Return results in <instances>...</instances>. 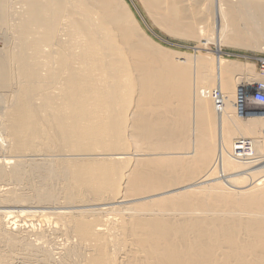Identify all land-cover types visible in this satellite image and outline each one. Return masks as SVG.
<instances>
[{
	"label": "bare ground",
	"instance_id": "1",
	"mask_svg": "<svg viewBox=\"0 0 264 264\" xmlns=\"http://www.w3.org/2000/svg\"><path fill=\"white\" fill-rule=\"evenodd\" d=\"M155 29L256 51L264 0H0V264H264L253 71Z\"/></svg>",
	"mask_w": 264,
	"mask_h": 264
},
{
	"label": "rangeland",
	"instance_id": "2",
	"mask_svg": "<svg viewBox=\"0 0 264 264\" xmlns=\"http://www.w3.org/2000/svg\"><path fill=\"white\" fill-rule=\"evenodd\" d=\"M11 23V22H10ZM207 25L210 27L211 26V22L209 21V22H207ZM155 33H156V35L157 36H159V38L160 39H158V38H154V40L163 48V49H166V50H169V51H171V52H173V53H175V55H179L180 57L181 56H184V54L187 56H190V57H199V58H204L206 61H208V63H211L212 61H214L215 59H216V57H221V59H223V60H225V61H227V62H232V63H236V64H239V65H243V67L245 68V70H247L248 72H252L253 71V73H252V76L254 77L253 79H255V80H253L254 82H251V85L253 86V90H252V88L251 89H249L250 90V96H251V94L253 93V91H254V88H255V85L256 84H259L261 81L262 82H264V42H260L259 44L260 45H258L257 47H259V48H257L256 47V51H255V48H249V49H243V48H236V47H232V46H228L227 44V46H222L221 44H223V43H219L218 44V40L216 41V40H214V42L212 41V40H208V34L207 33H209V35L211 34L210 32H207V33H205V35H203L204 36V38H202L203 36H200V40L199 39H193V40H188V39H185V38H176V37H170V36H168V35H166L165 33H161L160 31H158L157 29H155ZM205 36H207V38L205 37ZM210 39V38H209ZM211 41V42H210ZM213 42V43H212ZM217 42V43H216ZM216 43V44H215ZM263 43V44H262ZM219 45V46H218ZM217 46V47H216ZM219 47V48H218ZM215 48H217V49H215ZM260 48H261V50H260ZM193 49V50H192ZM259 49V50H258ZM262 49H263V51H262ZM216 50H219L220 51V53L219 54H217L216 53ZM182 54V55H181ZM208 59V60H207ZM210 59V60H209ZM212 60V61H211ZM261 62H263L262 64H263V66L261 67ZM207 63V64H208ZM214 63V62H213ZM213 63H211L210 65H209V68H210V66L212 65H214ZM191 66V65H190ZM211 66V67H212ZM193 75V74H192ZM257 77V78H256ZM212 89L214 88H217L218 89V86H217V84L216 83H213V85H211L210 86ZM211 91V90H210ZM252 99V98H251ZM207 110H208V112H209V115L211 116V117H209V121H208V123H210L209 125L211 126H215L216 125V112L214 111V109H213V105H214V103L212 102V100L211 99H207ZM191 104V103H190ZM175 105V107L176 108H181V107H183V105L181 106L180 104H174ZM174 105H172V107H174ZM178 107H177V106ZM252 105V106H251ZM180 106V107H179ZM190 106V107H189ZM189 106H187L186 105V107L188 108V111L189 110H191L192 109V107H193V104L192 105H189ZM192 106V107H191ZM246 106V108H247V113L249 112V110L251 109V107H252V109L253 110H257V111H259L260 109L259 108H261V107H259V106H256V105H254V104H246L245 105ZM174 107V108H175ZM194 108V107H193ZM210 108H211V110H210ZM193 110L194 109H192L191 110V112H189V113H191V114H189V115H191V116H193ZM211 112V113H210ZM248 115H251V114H249L248 113ZM215 117V118H214ZM214 118V119H213ZM226 123H227V126L228 127H231L233 130H234V132H236V130H235V127H234V125H232L230 122H228V121H226ZM211 126V127H212ZM216 132H217V130H216ZM235 138H237V137H235ZM247 140H249V141H251L250 139H247ZM232 141H234V139L232 140ZM232 144V143H231ZM175 156H181V155H175ZM182 156H185V155H182ZM261 158V159H260ZM260 158H257V163H259V164H256V162L254 161V162H252V164H249V165H253L252 167L251 166H247V167H241V169H238V170H230L229 169V171H226V172H224V174L226 175V176H230V175H241V176H244V175H247V171H248V174L250 173V171H251V173L252 172H254V171H259V173H257V175H259V176H261V175H264L263 173H264V168H262V166L264 167V165H262L261 163H264V157H260ZM261 160V161H260ZM263 160V161H262ZM253 163H255V164H253ZM211 165V166H210ZM210 165L207 167V169L206 170H209L208 168L210 167V168H212V166H214L215 167V171L217 172V173H213L212 174V176L213 177H211V179H208V180H215V182H222V180L223 179H221V177H224L225 178V175H223V174H221V173H219L218 171H221V166H220V164H219V162H217V163H214V161H212V164L210 163ZM261 166V170L259 169V167ZM258 167V169H256ZM246 168H247V171H246ZM214 169V168H213ZM249 169V170H248ZM256 169V170H255ZM243 170H244V172L246 173V174H244V172H243ZM262 170H263V173H262ZM214 171V172H215ZM235 171V172H234ZM261 171V172H260ZM222 172V171H221ZM219 173V174H218ZM227 173V174H226ZM232 173V174H231ZM239 173V174H238ZM257 175H255V176H253V177H255V178H253V180L254 179H256V178H258L259 176H257ZM216 176V177H215ZM220 176V177H219ZM216 179H215V178ZM249 177V176H248ZM239 182H237L238 184L237 185H239V187H243L244 185L246 186V183H242L241 184V179L240 180H238ZM213 182V181H212ZM242 182H244L243 180H242ZM209 184L211 183V181H209L208 182ZM242 186H241V185ZM233 190V189H232ZM235 191H237V189H235Z\"/></svg>",
	"mask_w": 264,
	"mask_h": 264
},
{
	"label": "built area",
	"instance_id": "3",
	"mask_svg": "<svg viewBox=\"0 0 264 264\" xmlns=\"http://www.w3.org/2000/svg\"><path fill=\"white\" fill-rule=\"evenodd\" d=\"M263 62H261V67L263 66L262 64ZM264 67V66H263ZM264 70V69H263ZM260 88V87H259ZM256 89L253 93H252V104L259 106V107H264V90L263 89ZM218 97V94L216 95ZM239 103H237L238 105ZM235 149H243V150H247V143L243 142V141H237L236 145H235ZM238 155L240 156L241 154L238 153Z\"/></svg>",
	"mask_w": 264,
	"mask_h": 264
}]
</instances>
